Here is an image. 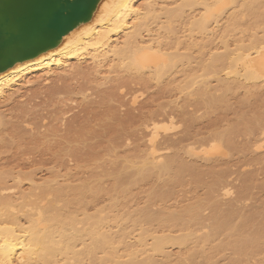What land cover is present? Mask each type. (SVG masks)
<instances>
[{"label":"bare ground","instance_id":"6f19581e","mask_svg":"<svg viewBox=\"0 0 264 264\" xmlns=\"http://www.w3.org/2000/svg\"><path fill=\"white\" fill-rule=\"evenodd\" d=\"M105 75L118 78L114 82L119 85L155 83L161 91L176 90L190 119L196 113L189 114V109H221L235 94L244 99L240 104L246 110L250 99H264V0H98L89 19L54 47L0 71V150L19 151L31 142L30 124L23 127L26 132L17 122L23 120L18 113L26 114L22 106L34 86L52 83L49 95L58 97L70 92V81ZM140 98L131 97L130 105ZM241 110L232 129L213 132L205 142L197 138V146L169 138L159 142L157 131H169L172 116L169 125H144L149 130L147 146L129 152L119 165L114 158L119 140L110 133L111 167L104 172L108 190L99 183L58 185L55 175L42 187L30 176L32 188L23 193L19 179L14 177V185L7 186L0 170V264H264V209H258L262 205L245 208L248 212L243 205L238 208L243 186L238 190L240 203L238 198L226 202L234 190L222 182L228 175L221 161L231 156L228 152L235 154L238 144L230 135L240 128L241 135L258 137L251 140L252 146L249 140L247 147L248 139L240 144L242 157L254 154L257 163L264 164V110H254L251 118ZM89 133L69 132L80 140ZM162 145L169 146L168 152L175 148L174 153L162 156ZM76 151L68 152L74 161L84 162L87 156L93 163L101 160L94 153ZM216 163L224 164L220 166L225 173L217 171L225 175L216 172ZM200 165L214 167L205 166L207 173ZM187 176L194 187L206 188L202 197L185 200L184 205L182 200L179 207L167 205L174 193L170 191ZM205 176L212 180L206 183ZM144 184L151 185L150 194L133 205L136 190ZM101 196L107 198L106 205L89 213Z\"/></svg>","mask_w":264,"mask_h":264},{"label":"rangeland","instance_id":"374dc122","mask_svg":"<svg viewBox=\"0 0 264 264\" xmlns=\"http://www.w3.org/2000/svg\"><path fill=\"white\" fill-rule=\"evenodd\" d=\"M87 64L89 65L88 62ZM115 79L116 78L113 75H105L103 77H98L95 79L92 77H80L78 79L70 81L69 85L71 87V90L69 93L61 92V95L58 97H52L51 95H49V92H52V83L50 86H34L31 94L32 97H28L22 106L23 110L26 111V114L18 113V116H22L23 120H19L20 122H17L20 125L19 129L25 127L26 123L30 124L33 129V132H31V134L33 133L31 142L23 144V147L20 148L19 151L15 148L13 149V151L11 148L12 151L9 150V152L7 149V151L3 150V148L1 149L2 153L0 152V170L2 171L1 173H3L7 178V186H13V179L14 177H17L20 182L19 190L23 193H26L32 188L33 185L30 184L29 181H27L30 176H33V179L36 181L35 185L39 181H42L41 183L39 182L37 184V186L42 187L43 183L50 182L56 175L59 177L58 185H69L70 182L72 186L76 185V188L86 183L90 185L99 183L104 190H108L110 180L105 177L104 172L107 170L109 171L111 167V164L108 163L110 162L108 160V151L110 152L111 148V145L108 142V138L111 137L110 133L114 134L112 136L116 138V141L119 140V142L117 141L118 143L116 142L115 144L114 151V158H117L116 161L119 165L121 164L119 162H123L124 158L126 159V157L130 156V153L133 152L134 154L135 151L137 152L139 149L142 150L145 146H147L149 130L147 129L146 131L143 128L144 125L150 127L152 125V122L156 124L159 122L160 125H169V117L172 116V124L175 127L172 125V127H170L169 131L167 132L158 130L157 132L159 142L161 141L160 143L162 144L164 139L167 140V138H169V140H173L174 142L177 141L176 143H178L179 140H183L184 142L182 143L184 144H190L193 146L196 144L197 146V138H199L198 140H200L201 142L205 139H211L212 137H208H210V135H213L211 134L213 132H224L228 127L229 129H232V125L235 126V122L238 121L236 119V114L239 113L238 109H242L241 111L243 112L246 111L245 113L249 115L250 118L251 116H253L252 112H255L254 110H256V112L258 110V112H263L264 110V106L262 105L264 104V99L262 97L263 95L261 96L262 99L259 98L262 101H257V99H250L248 108L244 107L246 109L244 110L240 104L244 99L240 94H235L234 96H231L230 102L227 105L223 106L222 108L220 107L221 109L218 108L217 110H213L202 108L201 110L200 108L198 109L199 112L198 110H196V108H194L196 112H194L195 110L193 108L189 109V114H192V111L193 113H196L194 114V116L196 117H192L193 119H190L189 115L185 116V112L180 107L182 101L178 97H182V95H178L179 93L175 92L176 90H168V88H166V90L164 88V91H161V87L156 85L155 83H150L146 87H139L131 84L129 85V83L126 82V84L119 85L118 83L114 82L118 78L116 80ZM120 86H124L123 89H125L123 90V92L120 90ZM139 92L143 93V96H140ZM133 96L141 97L135 106L130 105V98ZM173 104H175L174 108ZM20 106L21 105H19V107ZM181 110L184 113H182ZM189 119L190 121L188 122ZM23 121H25V123ZM262 123L264 122L262 121ZM262 123H260V125H262ZM23 130H26L27 132V129L23 128ZM70 130H81L83 132L88 131L90 133L83 140H80L79 137L77 138L76 136H74L75 138L73 139L69 134ZM240 131H242L241 128L238 132H235L233 134L234 136L230 135L232 139L233 137L235 138L234 144H238L239 151L240 144H242L243 142L245 143V139H248L246 145L250 140L249 145L252 146L254 142L252 141V143L251 140L258 138L255 136L256 133L253 134L255 138L254 136L253 138H251L252 135H250L251 137L249 138L243 136V134L241 135L242 132L239 133ZM106 133H109V135H106ZM186 134H190L187 135V138L189 140L186 138ZM68 135L70 136V139L73 140H69ZM76 138L77 142H73ZM125 139L129 141H126ZM249 145H247V147H249ZM163 146L164 145H162V147ZM180 146L181 145H179V147ZM241 146L245 147L243 145ZM238 147L236 146V150ZM164 148L166 153L164 151ZM168 148L169 146H164L162 150V148L160 147L161 151H163V155L160 153L161 151L159 153L162 156L171 154L172 152L174 153L175 148H173V151L172 149L169 150V152L167 151ZM74 149H77V151L81 150V152L89 154V156L90 154L94 153L96 154L95 157L98 155L97 157H101V160L99 159L97 161H94L93 163L92 160L87 156L84 158V160L86 159L84 162L74 161V159H71L70 157L71 154L68 153L71 152V150L74 151ZM236 150H234L236 155L234 153L232 154L228 152V154H230L231 156L228 155L227 157H225V159H223L224 157L222 158L223 160L221 159V163L225 161L224 163L227 164L225 168L223 167L226 170V173L221 168V166H223L224 164H220V166L218 164L220 162H218L216 163V165L214 164L215 167L212 166L216 168V172H218V169H222L221 172H224L226 175H228L226 177L223 176L222 182H225L224 184L226 185H229L230 183L232 191L234 190L232 192L233 195L225 200H227L226 202L228 203H230V200L233 203H236V200L240 203V200L242 201L243 196L240 198L238 192L241 191L238 190H241L242 188L244 189L242 191H244L245 195L242 201L243 203L239 205L237 204L238 208L239 206L241 208V206L243 205V207L245 206L243 210H245V208L251 210L253 206L258 207V205H262L260 208H258L259 210H262L264 209V164H259V159L257 163L256 155L251 154V156L250 154H247L246 157L244 155L245 158H243V154L241 153V151H238L239 153H237ZM225 151H227L226 148ZM198 161L197 163L204 165V163ZM201 165L200 167H198H204L203 169L205 170H203V172L208 170L206 168L208 166L205 165V167ZM212 167L210 166L208 168H210L211 170ZM208 172L209 170L207 171V173ZM224 173H221L220 175ZM224 178H226V181L224 180ZM185 179L186 181L185 183H183V185H177L178 187L175 185V187H173V190L170 191L174 193H172V196L170 194L169 196H167L166 200L171 196L168 202L165 200V202H167V205L170 202L172 204L171 205L169 203L170 206H173L175 204L174 207H177L176 204L178 205L182 200L183 204V202L185 203V200L186 202H190V199H195L196 196L199 197L203 195L202 193L205 192L206 188L204 190L203 186L202 188L194 187V184H192V180H190L188 176L187 178L185 177ZM247 179H249L248 182H250L249 185L251 186H248V183L246 182ZM203 180L208 183L212 179L210 176H205ZM203 180L202 183L204 182ZM244 183L247 184V187ZM241 186H243L244 188ZM248 187L250 188L246 191L247 193H245V188L247 189ZM151 190V185L149 186L148 184H144L140 186V188L136 190L137 194L135 195V202L131 201V203L135 205L137 203L145 201L147 199L145 197L150 194L149 192H151ZM235 198L238 199L233 201V199ZM245 198L248 199L246 200ZM106 199L107 198L105 196H101L100 198H98L96 200L97 202H95L97 206L95 207L93 205V209L92 206H90L88 208V212L92 213L94 210L99 209V207L103 208L107 203ZM244 200H246L245 203ZM182 204L180 206H182ZM130 206L132 205L130 204ZM248 210L245 211L248 212ZM176 250L177 249H173V253H176ZM228 253L229 252L225 254L228 255ZM227 257L228 256H226V258Z\"/></svg>","mask_w":264,"mask_h":264},{"label":"water","instance_id":"95a60500","mask_svg":"<svg viewBox=\"0 0 264 264\" xmlns=\"http://www.w3.org/2000/svg\"><path fill=\"white\" fill-rule=\"evenodd\" d=\"M98 0H0V71L54 47Z\"/></svg>","mask_w":264,"mask_h":264}]
</instances>
